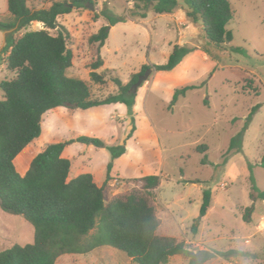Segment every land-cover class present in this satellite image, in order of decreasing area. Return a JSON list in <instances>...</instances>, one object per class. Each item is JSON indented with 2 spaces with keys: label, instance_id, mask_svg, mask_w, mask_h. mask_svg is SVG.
Returning a JSON list of instances; mask_svg holds the SVG:
<instances>
[{
  "label": "rangeland",
  "instance_id": "rangeland-1",
  "mask_svg": "<svg viewBox=\"0 0 264 264\" xmlns=\"http://www.w3.org/2000/svg\"><path fill=\"white\" fill-rule=\"evenodd\" d=\"M49 1L28 0L32 7ZM230 1L236 11L227 25L233 40L222 48L210 44L201 27L189 21L181 8L156 13L150 7L141 18L134 15L131 0H92L61 15L58 20L70 30L74 52L67 73L86 80L94 97L117 91L113 77L128 83L144 64L152 72L138 86L133 106L111 103L46 111L40 136L15 158L18 172L25 174L32 159L49 143L74 140L63 152L71 160L69 178L91 173L102 185L112 160L110 147L124 145L125 152L115 159L111 172L110 197L142 192L141 183L130 178L159 175L154 206L160 234L184 239L194 248L192 256L173 255L165 264H190L203 250L216 256L200 264H264V200L255 202L251 222L243 219L245 208L253 203L249 195L252 173L264 190L260 164L264 155V0ZM105 14L122 20L109 26V38L101 49L104 65L98 71L107 70L108 80L100 85L90 79L98 44L89 38L108 24ZM10 16L8 0H0V21ZM39 28L43 23L35 21L30 26ZM9 33L0 29V80L12 76L4 66L2 51ZM176 44L194 49L173 69H155L154 65L168 61ZM190 85L196 87L173 102L175 91ZM256 105L259 108L244 131L246 118ZM242 131L241 149L229 150L231 139ZM82 135L98 137L104 146L76 141ZM203 144L205 151L198 149ZM206 188L212 190V203L207 214L200 216ZM34 232L23 215L0 208V251L32 243ZM229 250L244 254H223ZM56 264L138 263L115 248L103 247L84 254H63Z\"/></svg>",
  "mask_w": 264,
  "mask_h": 264
},
{
  "label": "trees",
  "instance_id": "trees-1",
  "mask_svg": "<svg viewBox=\"0 0 264 264\" xmlns=\"http://www.w3.org/2000/svg\"><path fill=\"white\" fill-rule=\"evenodd\" d=\"M134 15L147 16L151 7L156 13H172L181 8L186 17L201 27L205 39L215 47L233 40L227 25L235 18L230 0H131ZM92 0H50L41 7H32L28 0H8L10 17L0 21V29L9 31L4 47V66L11 77L0 80V208L10 214H21L35 229L34 240L25 245L14 244L0 251V264H56L63 254H84L103 247H112L138 264H165L177 254L192 256L194 248L184 239L160 234V219L154 206L156 189L160 185L157 174L130 178L141 183L142 192L123 193L110 197L109 181L114 161L125 152V146H111L112 160L102 185L91 173L69 178L71 160L63 156L67 142L49 143L31 161L25 174L15 165L17 155L42 131L43 114L59 106L71 109H88L111 103L133 106L136 100L134 83L150 67L144 64L128 83L113 77L115 93L94 97L92 86L84 79L69 76L74 52L72 34L59 22L61 15L70 14ZM108 24L92 34L89 41L98 44L97 59L90 64V79L95 84H106L107 70L101 49L109 38V26L122 20L105 14ZM43 23V28L30 29L33 22ZM53 31V32H52ZM194 48L176 44L166 63L154 65L157 70H171ZM195 85L175 91L173 102ZM259 108L256 105L247 116V123ZM230 141L229 150L241 149L243 132ZM76 141L103 147L98 137L79 136ZM205 151L207 145L198 147ZM264 167V155L260 162ZM250 198L252 204L245 208L243 219L252 221L255 202L264 200V190L251 174ZM213 193L203 191L200 216L211 207ZM196 225L193 231L196 232ZM201 253V252H200ZM226 256L241 254L229 250ZM203 261L193 258L190 264Z\"/></svg>",
  "mask_w": 264,
  "mask_h": 264
},
{
  "label": "water",
  "instance_id": "water-1",
  "mask_svg": "<svg viewBox=\"0 0 264 264\" xmlns=\"http://www.w3.org/2000/svg\"><path fill=\"white\" fill-rule=\"evenodd\" d=\"M90 7L92 8V5ZM151 72H152V69H148L147 72H145V73H143L142 75L139 76L138 80L133 85L135 91H137L138 86L143 82L144 79H146L149 76V74ZM215 256H216L215 252H212L210 250H203V251H201V253L199 254L198 257H199L200 260H205V259L212 258V257H215Z\"/></svg>",
  "mask_w": 264,
  "mask_h": 264
},
{
  "label": "crops",
  "instance_id": "crops-1",
  "mask_svg": "<svg viewBox=\"0 0 264 264\" xmlns=\"http://www.w3.org/2000/svg\"><path fill=\"white\" fill-rule=\"evenodd\" d=\"M97 183V182H96ZM98 185H100V183H97Z\"/></svg>",
  "mask_w": 264,
  "mask_h": 264
}]
</instances>
